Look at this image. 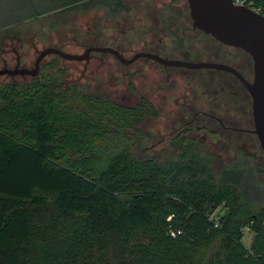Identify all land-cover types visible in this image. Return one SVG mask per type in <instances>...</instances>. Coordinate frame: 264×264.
<instances>
[{
    "label": "trees",
    "instance_id": "16d2710c",
    "mask_svg": "<svg viewBox=\"0 0 264 264\" xmlns=\"http://www.w3.org/2000/svg\"><path fill=\"white\" fill-rule=\"evenodd\" d=\"M74 1L60 12L128 9ZM250 1L264 14V0ZM12 28L0 29V51ZM57 72L0 81V264H264V189L247 154L214 170L184 139L152 158L140 128L157 116L148 100L119 104Z\"/></svg>",
    "mask_w": 264,
    "mask_h": 264
},
{
    "label": "rangeland",
    "instance_id": "374dc122",
    "mask_svg": "<svg viewBox=\"0 0 264 264\" xmlns=\"http://www.w3.org/2000/svg\"><path fill=\"white\" fill-rule=\"evenodd\" d=\"M64 1L0 0V29L12 26L11 30L17 31L16 36L9 37L1 47L0 69L12 68L15 65L32 68L38 52L45 47H56L68 53L80 54L88 46H111L119 47L126 57H130L142 48H154L159 38H162L164 46L171 45L169 37L159 29L162 21L149 17L145 10L146 3L151 2L156 6V0H123L128 9L115 16L106 13L102 8L91 10L89 13H83L82 10L76 12L78 9L74 8L60 12L58 3ZM36 11L40 13L35 14ZM187 21L188 23L191 21L189 16ZM161 51L164 53V50ZM176 52L177 50L170 49L165 50L164 54ZM189 59L195 61L201 58L190 56ZM58 70L61 71L59 74L63 85L76 84L116 103L134 106L140 96H145L149 100L152 98L150 95L162 77L163 66L142 57L124 65L114 55L102 52H92L87 60L81 61L67 60L49 54L42 59L38 75L55 74ZM165 71L169 72L170 76H175L179 83L178 76L191 73L181 67L165 68ZM200 73L203 76L207 75L204 69L197 71V74ZM21 78L28 79L29 76L5 74L0 76V81H17ZM182 86L184 84H181ZM174 88L176 89L172 92L178 94L185 91L177 86ZM169 92L160 93L162 97H166ZM170 103L169 107H172V101ZM168 118L167 113H161L156 118H146L140 123L144 136L142 144L147 154L151 155L158 151L163 155L175 154L167 151L175 143L168 141V128L171 126ZM247 120L248 128H252L251 115L247 116ZM204 135L208 137L202 139ZM232 135L233 138L239 137V140L232 138L233 141L227 143L228 135L225 132L198 130L196 140L200 147H204L202 151L210 159V165L214 170L239 162L241 157L236 159L234 155L246 152L251 157L246 159L252 168L255 181L264 189V154L255 135L240 132ZM181 143L185 142L182 140ZM243 143H246L245 147L242 146ZM249 188H252L251 185ZM225 207L224 204L218 206L210 213L209 218H218L224 213ZM253 237L252 230L248 228L242 230L241 241L246 247H250Z\"/></svg>",
    "mask_w": 264,
    "mask_h": 264
},
{
    "label": "flooded vegetation",
    "instance_id": "af4514ba",
    "mask_svg": "<svg viewBox=\"0 0 264 264\" xmlns=\"http://www.w3.org/2000/svg\"><path fill=\"white\" fill-rule=\"evenodd\" d=\"M87 1L89 0H77L70 3L69 6L86 3ZM155 2L156 6H153L151 2L146 3L145 10H147L149 17L162 21L161 28L159 29L165 36L169 37L171 45L169 47L167 45L164 46L162 38H159L154 48H142L134 54L147 52L157 54L166 59L186 61H192L189 59L190 56L199 57L201 59H196L192 62L208 61L224 64L235 69L240 77L246 81H252L253 66L250 56L239 48L224 45L206 35L192 25V20L188 23L187 17L189 16L190 18V15L187 0H156ZM101 8L105 9V12L111 16L121 13L111 12L105 4L87 6L86 9H78L76 12L82 10L83 13H89L91 10ZM204 36L209 39H206ZM112 48L120 52L125 58H130L134 55L126 57L119 47ZM170 49L177 50V52L174 54H164L165 50ZM161 50H164V53ZM142 58L149 59L163 66L162 77L159 78L157 85L153 88L156 93L153 91V94L150 95L152 97L150 100L145 96L142 97L152 104L157 112L156 117L160 116L161 113H167L169 115L168 119L171 122V126L168 128V141H174L175 143L167 151L177 153L180 149L179 143L184 139L193 140L196 146L202 150L204 147H200L196 140L198 130L225 132L228 135L226 136L227 143H231L234 139L236 141L239 140V137L233 138L232 133H251L250 130L252 128H248L247 126V116L251 115V99L239 76L221 69H190L181 67L191 73L178 76L179 83L175 76L172 77L169 75V72L165 71V68L170 69V67L180 66H165L153 59L147 57ZM200 69L206 70L207 75L197 74V71ZM181 84H184V86L181 87ZM175 86L185 89L184 93L178 94L177 92H172V90L176 89L174 88ZM163 91L170 92L166 97H162L160 92ZM170 101L173 103L172 107H169L171 104ZM139 103L140 97L137 104ZM156 117H149L148 119ZM207 137L204 135L202 139H206ZM242 146L245 147L246 143H243ZM243 152L234 155V157L236 159L244 157V154L247 153L244 152L243 154ZM158 154L159 151L158 153H152L150 156L153 158ZM246 156L247 158H251L248 154Z\"/></svg>",
    "mask_w": 264,
    "mask_h": 264
},
{
    "label": "water",
    "instance_id": "95a60500",
    "mask_svg": "<svg viewBox=\"0 0 264 264\" xmlns=\"http://www.w3.org/2000/svg\"><path fill=\"white\" fill-rule=\"evenodd\" d=\"M192 25L216 41L247 53L253 66V79L246 81L235 69L224 64L208 61H186L166 59L157 54L138 52L125 58L116 49L108 46H88L80 54L65 52L56 47H45L38 52L32 68L19 67L0 69L1 75H28L35 77L39 73L42 59L55 54L67 60H87L92 52L110 53L123 64H129L139 57H147L165 66H180L190 69L213 68L229 71L240 77L250 95L252 134L264 154V14L246 6H236L231 0H187Z\"/></svg>",
    "mask_w": 264,
    "mask_h": 264
},
{
    "label": "built area",
    "instance_id": "2783aa9c",
    "mask_svg": "<svg viewBox=\"0 0 264 264\" xmlns=\"http://www.w3.org/2000/svg\"><path fill=\"white\" fill-rule=\"evenodd\" d=\"M232 3L236 6H246V7H249L251 9H253L254 11L256 12H259L258 9L254 8L252 6V2L250 0H231ZM260 13V12H259ZM171 235L172 236H175V233L171 232Z\"/></svg>",
    "mask_w": 264,
    "mask_h": 264
}]
</instances>
